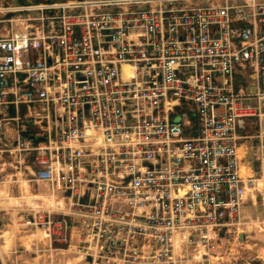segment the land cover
Wrapping results in <instances>:
<instances>
[{"label":"built area","instance_id":"1","mask_svg":"<svg viewBox=\"0 0 264 264\" xmlns=\"http://www.w3.org/2000/svg\"><path fill=\"white\" fill-rule=\"evenodd\" d=\"M0 13V154L50 191L28 227L75 264H210L260 194L264 233V0ZM244 140L257 177L243 174Z\"/></svg>","mask_w":264,"mask_h":264},{"label":"rangeland","instance_id":"2","mask_svg":"<svg viewBox=\"0 0 264 264\" xmlns=\"http://www.w3.org/2000/svg\"><path fill=\"white\" fill-rule=\"evenodd\" d=\"M29 3H43L46 0H0V8H7L10 6L24 5ZM50 1V0H47ZM55 1V0H54ZM13 18L18 15H11ZM7 19L6 14L0 13V36H6L9 34L10 26L5 21ZM248 134L251 136L256 134L254 129H248ZM250 140H244L240 143L244 146L241 150L243 157V165L246 167L243 169L244 175L253 174V176H259L260 165L257 158V152L252 149ZM31 168H34L31 165ZM31 170V169H30ZM30 170L26 163L21 161L20 157L11 155L9 152L0 154V180L8 181L11 185V193L16 197H23V195H48L50 191L43 184L37 185L33 180V176L30 174ZM20 180V182H18ZM23 180L28 183H22ZM6 183V182H5ZM29 186V191L28 187ZM6 186V184H4ZM5 190V189H4ZM29 192V194H28ZM33 194V195H32ZM65 194L63 192L57 193V198L60 199ZM36 199V198H35ZM38 201V200H36ZM262 197L257 195V205L253 206L252 203L246 205L243 209L244 217L249 225L240 228L239 230H233L230 236L223 238L221 242V248L218 250L221 256V260L212 264H264L262 260H259V256L264 253V233L259 230L258 221L263 217ZM244 239H241V236ZM30 257H35L34 252H30ZM61 260L64 264L67 260H72V256L59 255L57 261Z\"/></svg>","mask_w":264,"mask_h":264},{"label":"crops","instance_id":"3","mask_svg":"<svg viewBox=\"0 0 264 264\" xmlns=\"http://www.w3.org/2000/svg\"><path fill=\"white\" fill-rule=\"evenodd\" d=\"M242 166L243 169L246 168L243 159ZM28 169H31L30 174L35 170L31 166H28ZM27 187L29 191V186ZM44 196L38 194L32 197H16L12 195L8 181L0 180V264H62L61 260L57 261L59 255L72 256V260H67L64 264L76 263L75 255L70 251H59L60 246H51L43 231L26 225L27 221L32 219L34 209L47 207V203L43 201ZM30 252H34L36 256L31 258ZM215 262L218 261L212 259L210 264Z\"/></svg>","mask_w":264,"mask_h":264},{"label":"water","instance_id":"4","mask_svg":"<svg viewBox=\"0 0 264 264\" xmlns=\"http://www.w3.org/2000/svg\"><path fill=\"white\" fill-rule=\"evenodd\" d=\"M23 1H24V0H23ZM241 239H242V240L244 239V236H243V235L241 236Z\"/></svg>","mask_w":264,"mask_h":264},{"label":"bare ground","instance_id":"5","mask_svg":"<svg viewBox=\"0 0 264 264\" xmlns=\"http://www.w3.org/2000/svg\"><path fill=\"white\" fill-rule=\"evenodd\" d=\"M56 205V204H55Z\"/></svg>","mask_w":264,"mask_h":264}]
</instances>
